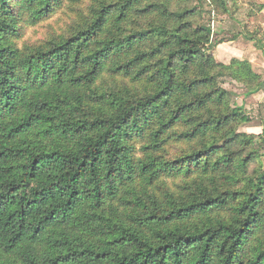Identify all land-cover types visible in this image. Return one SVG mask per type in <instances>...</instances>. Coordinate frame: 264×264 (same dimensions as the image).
Returning <instances> with one entry per match:
<instances>
[{
	"label": "trees",
	"instance_id": "1",
	"mask_svg": "<svg viewBox=\"0 0 264 264\" xmlns=\"http://www.w3.org/2000/svg\"><path fill=\"white\" fill-rule=\"evenodd\" d=\"M228 12L0 0V264H264V103L240 133L221 86L264 81L214 57L204 17Z\"/></svg>",
	"mask_w": 264,
	"mask_h": 264
},
{
	"label": "rangeland",
	"instance_id": "2",
	"mask_svg": "<svg viewBox=\"0 0 264 264\" xmlns=\"http://www.w3.org/2000/svg\"><path fill=\"white\" fill-rule=\"evenodd\" d=\"M264 0H228L229 12L226 15L204 17V21L209 23L212 30V42H222L226 45L236 47L241 50L239 56L232 57L229 51L224 49L213 50V55L217 61L228 64L231 59L248 61L256 74H259L264 81V50L256 49L257 45L264 46V13H260V6ZM56 22L50 21L48 24L27 28L24 36L18 45L31 44L44 39L51 31L56 29ZM232 42L231 44H228ZM212 53V52H211ZM221 86L232 93L233 102L242 106L251 118L249 124L239 128L240 133L260 134L259 107L264 103V87L257 94L246 96V90L238 83L224 78Z\"/></svg>",
	"mask_w": 264,
	"mask_h": 264
},
{
	"label": "crops",
	"instance_id": "3",
	"mask_svg": "<svg viewBox=\"0 0 264 264\" xmlns=\"http://www.w3.org/2000/svg\"><path fill=\"white\" fill-rule=\"evenodd\" d=\"M259 9H261L260 13H264V4L261 5ZM231 43L232 42H229L228 44H231ZM221 48L226 50V51H229V53L232 55V57H236L237 55L239 56L240 54H238V53L241 52V50H239L238 48L232 47L230 45H226V43L219 44L217 49H221Z\"/></svg>",
	"mask_w": 264,
	"mask_h": 264
}]
</instances>
